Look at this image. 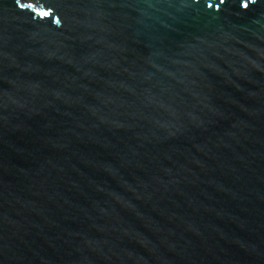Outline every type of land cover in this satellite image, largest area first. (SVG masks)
Returning <instances> with one entry per match:
<instances>
[{"label":"water","instance_id":"95a60500","mask_svg":"<svg viewBox=\"0 0 264 264\" xmlns=\"http://www.w3.org/2000/svg\"><path fill=\"white\" fill-rule=\"evenodd\" d=\"M0 264H264V0H0Z\"/></svg>","mask_w":264,"mask_h":264},{"label":"snow or ice","instance_id":"6c2138e0","mask_svg":"<svg viewBox=\"0 0 264 264\" xmlns=\"http://www.w3.org/2000/svg\"><path fill=\"white\" fill-rule=\"evenodd\" d=\"M43 15L47 16V15H49V13L45 12V13H43Z\"/></svg>","mask_w":264,"mask_h":264}]
</instances>
